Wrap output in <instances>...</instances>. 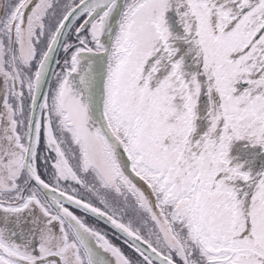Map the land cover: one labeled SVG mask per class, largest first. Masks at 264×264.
Segmentation results:
<instances>
[{"label":"snow or ice","instance_id":"1","mask_svg":"<svg viewBox=\"0 0 264 264\" xmlns=\"http://www.w3.org/2000/svg\"><path fill=\"white\" fill-rule=\"evenodd\" d=\"M0 264H264V0H0Z\"/></svg>","mask_w":264,"mask_h":264},{"label":"rangeland","instance_id":"2","mask_svg":"<svg viewBox=\"0 0 264 264\" xmlns=\"http://www.w3.org/2000/svg\"><path fill=\"white\" fill-rule=\"evenodd\" d=\"M88 222L90 224H96L97 227H100V228L104 229L105 231H108L111 234V229L107 228L104 224H97L96 221L92 220L91 218L88 219ZM114 242L120 243V241H118V240H116Z\"/></svg>","mask_w":264,"mask_h":264}]
</instances>
